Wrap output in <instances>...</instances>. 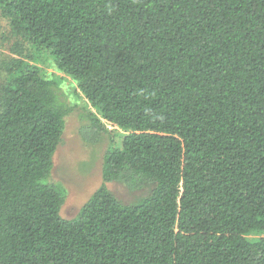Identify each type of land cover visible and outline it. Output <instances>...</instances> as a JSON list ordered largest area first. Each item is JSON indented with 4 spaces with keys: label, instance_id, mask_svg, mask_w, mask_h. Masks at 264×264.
I'll use <instances>...</instances> for the list:
<instances>
[{
    "label": "trees",
    "instance_id": "trees-1",
    "mask_svg": "<svg viewBox=\"0 0 264 264\" xmlns=\"http://www.w3.org/2000/svg\"><path fill=\"white\" fill-rule=\"evenodd\" d=\"M0 12L36 55L3 63L0 264H264V0H0ZM41 55L95 109L83 118L96 143L110 138L72 219L51 180L72 106ZM111 182L143 194L126 202Z\"/></svg>",
    "mask_w": 264,
    "mask_h": 264
},
{
    "label": "rangeland",
    "instance_id": "rangeland-1",
    "mask_svg": "<svg viewBox=\"0 0 264 264\" xmlns=\"http://www.w3.org/2000/svg\"><path fill=\"white\" fill-rule=\"evenodd\" d=\"M18 50L22 51L23 58L24 55L33 53L36 57L33 47L20 36L12 33L8 19L0 12V89L5 78L3 63L13 56L17 57ZM40 58L42 60L36 59V63L43 67L48 77L59 83L60 90L72 106V112L66 119L62 142L54 154L55 167L51 178L52 181L59 182L65 187L66 202L62 206L61 213L64 218L72 219L77 217L82 206L102 183V160L110 138L106 137L100 143H96L94 134L87 132L84 127L86 119L83 117L87 108L91 106L88 100L69 75L58 70L46 57L43 58L41 55ZM90 109L95 111L93 107ZM108 127L113 128L111 125ZM109 187L126 202L133 201L137 195L143 194V191L131 192L119 182H111ZM262 235L251 234L250 237Z\"/></svg>",
    "mask_w": 264,
    "mask_h": 264
}]
</instances>
